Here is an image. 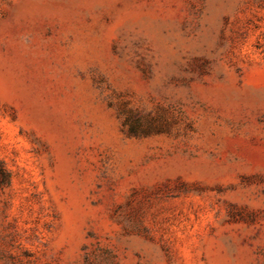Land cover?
Returning <instances> with one entry per match:
<instances>
[{"label": "rangeland", "instance_id": "1", "mask_svg": "<svg viewBox=\"0 0 264 264\" xmlns=\"http://www.w3.org/2000/svg\"><path fill=\"white\" fill-rule=\"evenodd\" d=\"M0 264H264V0H0Z\"/></svg>", "mask_w": 264, "mask_h": 264}]
</instances>
